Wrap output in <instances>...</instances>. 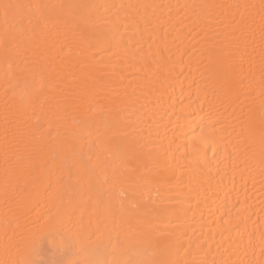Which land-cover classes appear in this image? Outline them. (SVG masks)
Masks as SVG:
<instances>
[{
    "label": "bare ground",
    "instance_id": "obj_1",
    "mask_svg": "<svg viewBox=\"0 0 264 264\" xmlns=\"http://www.w3.org/2000/svg\"><path fill=\"white\" fill-rule=\"evenodd\" d=\"M81 227L264 264V0H0V264Z\"/></svg>",
    "mask_w": 264,
    "mask_h": 264
},
{
    "label": "snow or ice",
    "instance_id": "obj_2",
    "mask_svg": "<svg viewBox=\"0 0 264 264\" xmlns=\"http://www.w3.org/2000/svg\"><path fill=\"white\" fill-rule=\"evenodd\" d=\"M5 14L13 8H18L19 5H3ZM76 164H80V171L84 170L82 162H75L69 167H75ZM68 215V213H65ZM114 213L109 210V215ZM52 220V217L44 218L47 225ZM68 235H65L63 231L55 228H45L41 231L37 241L34 244V253L37 257L43 254V247L45 241L56 244L58 241L60 253L67 259L61 260L58 264H121L120 261L109 259L112 252L116 248V244L113 243L110 236H105L104 233L97 231L84 232L81 228L75 230L68 229ZM21 264H46L42 259L36 260H24ZM123 264H133V262H123ZM136 264H168L164 260H150L146 262H136Z\"/></svg>",
    "mask_w": 264,
    "mask_h": 264
}]
</instances>
